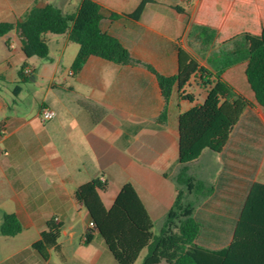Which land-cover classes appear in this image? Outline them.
Listing matches in <instances>:
<instances>
[{
	"label": "crops",
	"instance_id": "0c3cea01",
	"mask_svg": "<svg viewBox=\"0 0 264 264\" xmlns=\"http://www.w3.org/2000/svg\"><path fill=\"white\" fill-rule=\"evenodd\" d=\"M82 1L0 0V24H14L31 8L46 5L73 14ZM91 1L102 7V32L118 40L139 64L118 65L91 56L78 74L67 73L72 78L67 82L59 66L65 55L75 58L78 46L65 35H45L46 61L53 64L54 55L58 57L55 65L37 63V70L30 62L38 58L25 57L14 31L0 37V225L4 214H13L22 227L14 237L0 234V264H113L96 231L90 243L83 242L90 219L74 197L78 187L97 178L107 185L99 194L106 209L121 188L130 184L153 227L158 224L161 229L174 203L180 169L178 119L203 104L207 88L193 77L181 93L175 89L164 106L156 77L146 65L160 75L174 76L178 50L188 53L208 73L219 75L235 95L251 102V111L264 127V109L253 103L243 75L248 57L246 35H255L254 22L256 16L261 17L258 8L264 0H153L137 21L126 15L141 0ZM110 13L120 17L111 20ZM22 65L30 71L23 76L33 85L48 73L42 95L35 88L23 93ZM42 106L54 110L56 117L42 122ZM86 106L95 108V113L90 114ZM164 107L166 121L156 128ZM135 126L139 130L124 144V132ZM258 145L253 142L245 151L236 148L237 156L225 155L233 171L226 177L224 190L218 187L223 169L220 154L204 150L187 165L188 175L206 188L197 195L186 192L184 197L192 204L193 217L200 224L198 240L204 247H225L247 182L264 185V152L249 178ZM50 219L62 224L61 257L51 250L45 261L32 244L46 231Z\"/></svg>",
	"mask_w": 264,
	"mask_h": 264
},
{
	"label": "trees",
	"instance_id": "16d2710c",
	"mask_svg": "<svg viewBox=\"0 0 264 264\" xmlns=\"http://www.w3.org/2000/svg\"><path fill=\"white\" fill-rule=\"evenodd\" d=\"M153 0H141L137 8L126 15L137 21L146 5ZM178 12L182 9L175 7ZM120 16L110 13L115 20ZM102 7L91 0H83L77 11L65 14L53 5L31 8L14 24H0V37L10 31L16 34L21 51L26 58L48 60L46 34L65 35L68 42L76 44L78 51L71 64V71L78 74L82 65L91 57H99L118 65L139 64L118 40L102 32ZM248 57L244 77L252 93L253 103L264 109V24L259 35H246ZM22 65L19 70L21 82H25ZM146 68L156 77L164 106L175 89L179 93L197 77L201 86L207 88L206 98L199 107H192L178 119V158L180 166L176 177V193L171 209L164 217L158 236H153V223L134 188L125 184L117 194L112 206L106 209L100 193L107 190L99 178L91 180L74 192L76 201L87 211L93 228L117 264H135L140 253L146 250L141 264H264V185L247 182L238 217L229 233V240L220 250L203 246L200 224L193 217L192 204L184 201L185 193L197 195L206 190L203 183L188 175L187 165L197 160L204 150L221 155L223 169L218 184L224 190L226 177L233 169L227 165L226 154L237 156V149L246 150L253 142L259 143L254 168L257 169L264 152V127L251 111L252 103L232 92L231 87L211 75L188 53L178 50V70L174 76L158 74L151 66ZM191 100L189 96L186 97ZM232 102H226L231 99ZM222 99H226L221 103ZM86 110L93 114L96 109ZM245 112V113H244ZM166 121L165 107L156 120L159 128ZM96 122V121H95ZM139 126L127 129L124 144L137 133ZM224 185V186H223ZM181 187V188H179ZM22 230L13 214H4L0 234L14 237ZM62 224L50 219L46 231L32 244L43 260L49 251L61 257L59 239ZM93 229L84 236L90 243Z\"/></svg>",
	"mask_w": 264,
	"mask_h": 264
},
{
	"label": "rangeland",
	"instance_id": "374dc122",
	"mask_svg": "<svg viewBox=\"0 0 264 264\" xmlns=\"http://www.w3.org/2000/svg\"><path fill=\"white\" fill-rule=\"evenodd\" d=\"M256 2H258V3H261V1L260 0H257ZM257 3V4H258ZM259 6V5H258ZM259 9V13H260V19L259 18H257V16H256V19H255V22H254V34L255 35H257V33H259V28H261L262 27V25H263V23H264V6H261V7H259L258 8ZM257 11V10H256ZM58 57V56H57ZM56 55H54V60L55 61H53V64L52 63H50V62H48V61H46V60H39V59H34V60H32V61H37L36 63H34V62H30V64L32 65V66H34L35 68H36V70L38 69V68H40L39 67V64H37V63H45V65L47 66H49V65H55L56 64ZM71 57H68V56H66L65 55V57H64V59H63V61L61 62V64H60V66H59V68H60V71H61V73L63 74V81H67V82H70L71 80H72V78L70 77V76H68L67 75V73L71 70L70 68H71V64H72V62H73V60L72 59H70ZM244 75V74H243ZM43 76H44V78H42V79H39V80H37V82H38V84L37 85H33L31 82H30V79H26V81L24 82V83H22V87H23V93L24 94H28V93H31V91L35 88L36 89V92H37V94L40 96V95H42L43 93H44V86H45V84L47 83V76H48V73H46V74H44L43 73ZM39 85V86H38ZM44 85V86H43ZM9 89H11V91H14V85H11V87L9 86ZM26 104V102H24V105ZM159 232H160V227H159V225L158 224H155L154 225V227H153V229H152V234H153V236H158L159 235ZM111 255V254H110ZM146 255V250H143L141 253H140V255H139V257H138V259H137V261L135 262V264H141V262H142V260H143V258H144V256ZM53 257H55V256H53ZM111 258V260H112V263L113 264H117L116 262H115V260L113 259V257L112 256H110Z\"/></svg>",
	"mask_w": 264,
	"mask_h": 264
},
{
	"label": "built area",
	"instance_id": "2783aa9c",
	"mask_svg": "<svg viewBox=\"0 0 264 264\" xmlns=\"http://www.w3.org/2000/svg\"><path fill=\"white\" fill-rule=\"evenodd\" d=\"M30 71L28 69L23 70V75H29ZM69 75L72 76L74 73L72 71L69 72ZM39 117L42 122H48L51 121L56 117V112L46 106H42L39 110ZM101 183H105V180L103 178L99 179ZM89 228L93 229V224L89 223Z\"/></svg>",
	"mask_w": 264,
	"mask_h": 264
},
{
	"label": "water",
	"instance_id": "95a60500",
	"mask_svg": "<svg viewBox=\"0 0 264 264\" xmlns=\"http://www.w3.org/2000/svg\"><path fill=\"white\" fill-rule=\"evenodd\" d=\"M93 231H97V230L94 229Z\"/></svg>",
	"mask_w": 264,
	"mask_h": 264
}]
</instances>
